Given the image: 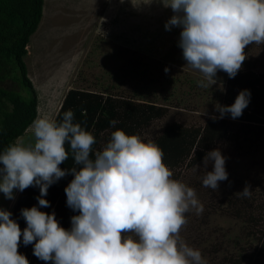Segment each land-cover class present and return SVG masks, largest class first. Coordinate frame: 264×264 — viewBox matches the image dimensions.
I'll return each instance as SVG.
<instances>
[{"label": "clouds", "instance_id": "1", "mask_svg": "<svg viewBox=\"0 0 264 264\" xmlns=\"http://www.w3.org/2000/svg\"><path fill=\"white\" fill-rule=\"evenodd\" d=\"M173 15L165 30L181 29L178 47L186 65L198 70L201 88L216 83L217 72L235 78L247 58L248 45H264V0H161ZM168 68H165V72ZM251 93L241 90L231 105H217L219 117L242 116ZM119 123L113 119L110 125ZM30 127V126H29ZM28 127V128H29ZM27 128V129H28ZM26 129V130H27ZM25 130V131H26ZM33 142L13 143L0 152V192L8 200L15 191L39 187L38 205L22 208L26 221L21 230L11 211L0 208V264H29L18 251L22 242L33 244V255L52 264H207L199 249L187 244L181 229L186 214L201 215L203 204L196 191L173 179L162 149L116 128L109 140L94 150L96 137L69 109L57 122L44 116L32 121ZM73 158L74 166L60 165ZM203 186L218 191L228 179L225 157L208 151ZM68 174L73 178L64 191L71 227L64 228L45 199L48 188ZM250 197V186L238 193Z\"/></svg>", "mask_w": 264, "mask_h": 264}, {"label": "rangeland", "instance_id": "2", "mask_svg": "<svg viewBox=\"0 0 264 264\" xmlns=\"http://www.w3.org/2000/svg\"><path fill=\"white\" fill-rule=\"evenodd\" d=\"M172 15L161 0H43L40 22L23 58L37 93V117L53 119L70 88L164 106L165 115L139 134L145 141L172 122L199 126L217 116L216 106L222 103L228 75L218 71L216 83L208 88L198 86L202 74L186 65L178 47L181 29L165 30ZM245 54L254 71L263 73L264 45H248ZM4 85L18 89L9 80ZM32 142L30 125L15 143ZM215 149L225 157L228 173L218 191L203 186L206 171L213 167L209 163L205 168V156L191 167L186 159L180 167L170 169L172 178L192 187L204 206L201 215L195 211L186 214L187 224L180 235L201 251L207 264H223L228 256L249 254L255 246L258 251V237L264 232V208L252 211L261 216L256 226L247 223L246 216L228 213L233 208L230 200L241 197L238 193L246 184L251 191L249 201L253 205L264 202V136L259 142L242 136L236 141L221 140ZM14 194L15 199L8 200L0 192V208L11 211L19 191ZM260 257L264 262V249Z\"/></svg>", "mask_w": 264, "mask_h": 264}, {"label": "trees", "instance_id": "3", "mask_svg": "<svg viewBox=\"0 0 264 264\" xmlns=\"http://www.w3.org/2000/svg\"><path fill=\"white\" fill-rule=\"evenodd\" d=\"M42 11L43 0H0V152L15 143L37 117V93L27 76L23 58L27 53L29 38L38 27ZM249 63L247 59L244 61L235 78L227 77L222 95L221 105H231L241 90L250 91V101L242 116L232 119L230 114H226L223 119L215 120L211 116L203 125L189 127L172 122L150 140L162 149L164 162L170 169L180 167L186 159H189L186 165H195L208 151L215 149L221 140L236 141L242 136L243 140L259 142L264 136V72L254 71ZM7 80L15 83L18 89L4 85ZM69 109L74 112V122H79L96 137L94 150L100 149L116 128L139 135L143 128L166 113L164 106L154 103L77 88H70L65 93L53 119L59 122L63 113ZM113 119L119 122L115 126L110 125ZM251 137L253 140H250ZM73 166L71 156L60 165L65 169ZM72 178V174H68L52 184L45 197L50 206L41 208L48 213L54 212L56 219L66 229L71 227V217L78 214L66 203L64 189ZM39 194V187L35 186L17 195L11 213L21 230L26 227V221L20 211L33 205L39 206L36 199ZM248 198L235 197V201L230 200L229 204L233 208L228 213L235 217L246 216L245 221L256 226L260 224L261 216H255L252 211L262 210L264 202L253 205ZM260 232L258 251L255 246L253 252L240 254L238 258L230 255L223 264H242L244 261L246 264H264L260 260L264 249V232ZM18 251L26 256L29 264H52L33 255V244L25 246L22 237Z\"/></svg>", "mask_w": 264, "mask_h": 264}, {"label": "crops", "instance_id": "4", "mask_svg": "<svg viewBox=\"0 0 264 264\" xmlns=\"http://www.w3.org/2000/svg\"><path fill=\"white\" fill-rule=\"evenodd\" d=\"M59 107V106H58ZM58 107H57V109H58ZM57 109H56V111H57ZM20 137V136H19Z\"/></svg>", "mask_w": 264, "mask_h": 264}]
</instances>
